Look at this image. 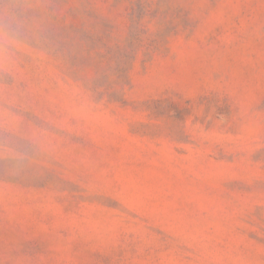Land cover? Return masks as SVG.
I'll use <instances>...</instances> for the list:
<instances>
[{
	"label": "rangeland",
	"instance_id": "374dc122",
	"mask_svg": "<svg viewBox=\"0 0 264 264\" xmlns=\"http://www.w3.org/2000/svg\"><path fill=\"white\" fill-rule=\"evenodd\" d=\"M0 264H264V0H0Z\"/></svg>",
	"mask_w": 264,
	"mask_h": 264
}]
</instances>
